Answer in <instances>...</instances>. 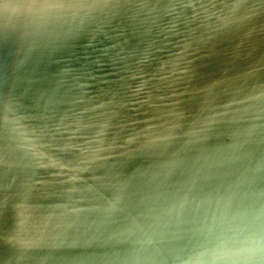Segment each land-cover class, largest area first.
Listing matches in <instances>:
<instances>
[{
  "label": "water",
  "instance_id": "water-1",
  "mask_svg": "<svg viewBox=\"0 0 264 264\" xmlns=\"http://www.w3.org/2000/svg\"><path fill=\"white\" fill-rule=\"evenodd\" d=\"M264 212V0H0V264H183Z\"/></svg>",
  "mask_w": 264,
  "mask_h": 264
},
{
  "label": "clouds",
  "instance_id": "clouds-1",
  "mask_svg": "<svg viewBox=\"0 0 264 264\" xmlns=\"http://www.w3.org/2000/svg\"><path fill=\"white\" fill-rule=\"evenodd\" d=\"M183 264H264V212L241 220L232 243L221 241L209 248L193 247Z\"/></svg>",
  "mask_w": 264,
  "mask_h": 264
}]
</instances>
